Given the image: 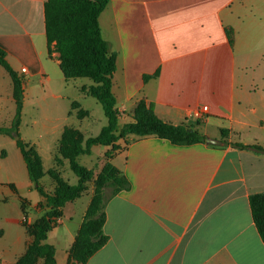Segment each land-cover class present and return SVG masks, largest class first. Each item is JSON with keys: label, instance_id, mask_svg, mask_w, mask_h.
Segmentation results:
<instances>
[{"label": "crops", "instance_id": "obj_1", "mask_svg": "<svg viewBox=\"0 0 264 264\" xmlns=\"http://www.w3.org/2000/svg\"><path fill=\"white\" fill-rule=\"evenodd\" d=\"M45 1L0 0V48L24 77L23 93L36 81L64 78L58 53L47 51ZM98 22L116 55L118 127L132 121L143 98L164 122L221 143L175 145L134 135L116 142L111 160L122 159L115 166L130 188L106 200L108 240L85 264H264L248 202L264 191V150L224 144L264 149V0H110ZM202 105L208 110L197 117ZM36 203L28 206V223L31 212L42 213ZM81 222L68 232L67 264Z\"/></svg>", "mask_w": 264, "mask_h": 264}, {"label": "trees", "instance_id": "obj_2", "mask_svg": "<svg viewBox=\"0 0 264 264\" xmlns=\"http://www.w3.org/2000/svg\"><path fill=\"white\" fill-rule=\"evenodd\" d=\"M110 0H46L44 3L45 34L47 51L58 53L59 68L65 80L88 78L92 84L82 86L81 90L94 97L103 109L107 119L99 133L84 138L82 133L70 126H65L57 144L56 162L68 160L70 170L78 181L72 185L65 181L55 168L43 169L41 157L36 148L21 139L16 141L25 163L28 179L39 193V204L46 208L43 214L32 223L24 222L27 235L31 241L24 253L15 262L9 264H57L55 247L46 242L47 234L62 217V209L68 203L79 198L87 189L88 182L93 183V191L82 222L76 232L68 252L70 264H85L108 240L103 232L106 220V200L122 190L130 188V182L124 173L110 160L120 147V139L129 135L138 137L154 136L168 140L175 145L204 143L205 136L185 124H171L160 119L153 109L141 98L132 113V121L118 127L119 111L112 93L111 78L115 70L116 55L110 52L103 39L98 17ZM232 42L229 29L226 30ZM0 66L7 72L12 83V98L15 112L10 127L0 128V133L15 132L20 122L23 107L24 77L12 69L6 59L5 51L0 48ZM158 72L144 75L143 79L156 77ZM71 109L78 119L88 116L79 102L73 101ZM222 135L226 131L222 130ZM238 149H250L262 152L258 144L227 142ZM109 147L100 169L95 173L77 161L80 155H88L94 146ZM47 174L54 182L52 191H46L39 180ZM12 188L13 185H11ZM23 202V200H22ZM249 207L256 230L264 242V191L252 193L248 197Z\"/></svg>", "mask_w": 264, "mask_h": 264}, {"label": "rangeland", "instance_id": "obj_3", "mask_svg": "<svg viewBox=\"0 0 264 264\" xmlns=\"http://www.w3.org/2000/svg\"><path fill=\"white\" fill-rule=\"evenodd\" d=\"M256 69L254 67V73ZM9 81V75L0 67V128L10 127L15 112L12 97H6L10 95L6 94V84ZM90 84L92 81L88 78H58L50 84L42 85L36 81L23 93V107L17 130L11 134L0 133V261L3 264L14 261L23 253L28 239L23 226L14 218L21 219L22 224L28 223L27 209L30 203L32 206L37 202V207L42 210V213L31 212L32 222L46 209L39 204L41 197L28 179L16 141L21 139L36 148L44 171L55 168L65 181L76 184L78 178L70 170L68 160L63 159L60 163L55 160L58 155L57 144L64 126L78 129L87 138L97 135L107 124L101 104L81 90L83 85ZM73 101L79 102L88 111V116L78 119L75 112L71 111ZM106 151L105 146H94L90 154L80 155L77 161L96 173L104 162ZM121 160L116 158L110 161L119 165ZM39 182L46 191L54 188V182L47 174ZM9 184L15 185L18 195L12 192ZM92 191L93 183L88 182L82 195L64 206L62 224H57L48 233L46 242L55 246L57 264H67L68 232H74L83 219Z\"/></svg>", "mask_w": 264, "mask_h": 264}, {"label": "built area", "instance_id": "obj_4", "mask_svg": "<svg viewBox=\"0 0 264 264\" xmlns=\"http://www.w3.org/2000/svg\"><path fill=\"white\" fill-rule=\"evenodd\" d=\"M25 70V69H23ZM208 110V107L206 105H202L200 107V109H198L196 112H195V115L197 117H201L203 115L204 112H206ZM59 221V219L57 220V222Z\"/></svg>", "mask_w": 264, "mask_h": 264}, {"label": "water", "instance_id": "obj_5", "mask_svg": "<svg viewBox=\"0 0 264 264\" xmlns=\"http://www.w3.org/2000/svg\"><path fill=\"white\" fill-rule=\"evenodd\" d=\"M205 142L208 144H220V141L209 139L208 137H205Z\"/></svg>", "mask_w": 264, "mask_h": 264}]
</instances>
